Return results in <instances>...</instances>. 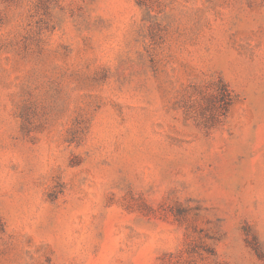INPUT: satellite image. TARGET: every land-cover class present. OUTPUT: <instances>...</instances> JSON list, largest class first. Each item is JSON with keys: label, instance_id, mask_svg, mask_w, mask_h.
I'll return each mask as SVG.
<instances>
[{"label": "rangeland", "instance_id": "1", "mask_svg": "<svg viewBox=\"0 0 264 264\" xmlns=\"http://www.w3.org/2000/svg\"><path fill=\"white\" fill-rule=\"evenodd\" d=\"M0 264H264V0H0Z\"/></svg>", "mask_w": 264, "mask_h": 264}, {"label": "trees", "instance_id": "2", "mask_svg": "<svg viewBox=\"0 0 264 264\" xmlns=\"http://www.w3.org/2000/svg\"><path fill=\"white\" fill-rule=\"evenodd\" d=\"M226 111V110H225Z\"/></svg>", "mask_w": 264, "mask_h": 264}]
</instances>
